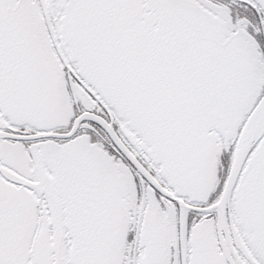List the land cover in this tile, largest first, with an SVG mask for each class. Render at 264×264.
Wrapping results in <instances>:
<instances>
[{"label":"snow or ice","instance_id":"1","mask_svg":"<svg viewBox=\"0 0 264 264\" xmlns=\"http://www.w3.org/2000/svg\"><path fill=\"white\" fill-rule=\"evenodd\" d=\"M0 264H264V0H0Z\"/></svg>","mask_w":264,"mask_h":264}]
</instances>
